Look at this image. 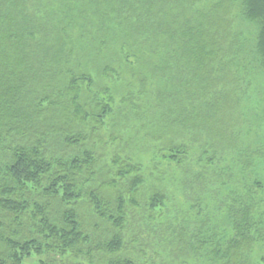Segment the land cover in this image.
Returning a JSON list of instances; mask_svg holds the SVG:
<instances>
[{
  "label": "trees",
  "instance_id": "obj_1",
  "mask_svg": "<svg viewBox=\"0 0 264 264\" xmlns=\"http://www.w3.org/2000/svg\"><path fill=\"white\" fill-rule=\"evenodd\" d=\"M255 63L264 0H0V264H141L154 245L254 264L264 146L236 126ZM169 186L213 198L230 236L170 217Z\"/></svg>",
  "mask_w": 264,
  "mask_h": 264
},
{
  "label": "rangeland",
  "instance_id": "obj_2",
  "mask_svg": "<svg viewBox=\"0 0 264 264\" xmlns=\"http://www.w3.org/2000/svg\"><path fill=\"white\" fill-rule=\"evenodd\" d=\"M244 29H247L246 35L254 37L256 30L254 26H245ZM238 87L237 95L239 99H241L240 103L244 112L240 116V122L236 126L237 132L242 140L252 145V149H256L257 146H264V71L258 69L255 63L254 66L249 69L248 75L245 76L244 83L240 84ZM246 109H249L250 111L246 112ZM150 158L151 153L140 154V159L142 160L144 167H152L151 161L153 159L150 160ZM157 159L160 160L159 157ZM164 165L165 163L161 166L164 168ZM257 174L262 180V195L264 196V160L260 162V169H257ZM169 191L171 195L170 201L168 202V207L170 208L168 214L171 217L176 211L183 209L184 213L181 215L185 217V223L190 227L189 232H194L198 227L199 220H201L203 221L204 226L206 225L204 231H207V236L212 233L221 238V240L230 236L231 228L229 226L230 221L227 217V213L222 206H215V209L213 208L214 204L212 205L211 202L213 201V198L208 199L206 209L200 212L201 210L196 206L184 203L182 194H179L177 189L169 186ZM214 191H216V189ZM226 191L227 190L224 189L219 191V197L226 194ZM216 204L217 203H215V205ZM262 209H264V203ZM211 226L213 227V230L210 232L209 228L211 229ZM156 251H159L158 245H154L146 250V258L137 257V260H139L141 264H186L182 260L180 263H171L170 259L164 256L152 257ZM159 255H162V253L159 252ZM132 257H136V255L132 254ZM35 261L36 258H29L25 261V264H34ZM251 261L254 264H264V240L259 241L253 247Z\"/></svg>",
  "mask_w": 264,
  "mask_h": 264
}]
</instances>
